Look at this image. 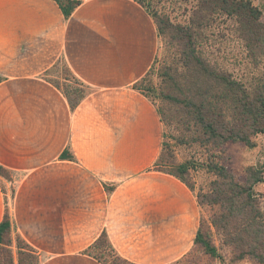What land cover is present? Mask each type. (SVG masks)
I'll use <instances>...</instances> for the list:
<instances>
[{
  "label": "crops",
  "instance_id": "crops-1",
  "mask_svg": "<svg viewBox=\"0 0 264 264\" xmlns=\"http://www.w3.org/2000/svg\"><path fill=\"white\" fill-rule=\"evenodd\" d=\"M158 48L135 0H0V226L39 264H104L103 236L130 264L195 247L196 198L157 169L164 124L135 87ZM61 62L88 90L74 106L49 79Z\"/></svg>",
  "mask_w": 264,
  "mask_h": 264
},
{
  "label": "rangeland",
  "instance_id": "rangeland-1",
  "mask_svg": "<svg viewBox=\"0 0 264 264\" xmlns=\"http://www.w3.org/2000/svg\"><path fill=\"white\" fill-rule=\"evenodd\" d=\"M135 1L151 15L159 37L154 63L137 85L163 119L164 143L156 166L164 173L180 177L191 190L198 205L197 231L217 251L213 256L197 242L181 264H261L249 256L240 259V255L261 248L258 240L263 236L254 232H264V133L252 137V146L238 141L223 143L222 139L206 134L180 101L188 98L193 105L200 106L207 91L214 103L215 122L224 124L218 132L244 123L237 102L242 87L249 93L262 87L264 92V0ZM243 1L252 3L261 14L253 26L258 37L245 33V18L236 11L237 4ZM159 27H163L164 33L159 34ZM197 57L204 59L207 69L198 64ZM49 79L72 103L88 93L65 62L55 66ZM227 80L237 83L232 90ZM218 91H223V95H215ZM256 179L262 181L255 183ZM235 183L253 186V205L262 215L257 221L261 228L255 224L245 230L247 220L237 212L241 199L227 202ZM224 216L226 227L222 222ZM91 254L106 264H130L120 261L105 240ZM38 261L32 248L13 234L11 224L0 245V264Z\"/></svg>",
  "mask_w": 264,
  "mask_h": 264
},
{
  "label": "trees",
  "instance_id": "trees-1",
  "mask_svg": "<svg viewBox=\"0 0 264 264\" xmlns=\"http://www.w3.org/2000/svg\"><path fill=\"white\" fill-rule=\"evenodd\" d=\"M139 3V2H138ZM140 4V3H139ZM61 6L63 7L64 11L66 14H69L72 8H67L64 6V3L61 2ZM239 13V16L242 18H245V21L247 23V28L245 29V33L249 34L250 37H258L256 30L253 28L255 24H257V20L260 19L261 14L258 11L257 8H255L252 3L248 2H241L240 4H237V10ZM159 34L164 33L163 27H159L158 29ZM258 41V40H257ZM250 45V44H249ZM198 64H201L203 69H207V67L204 65V59L201 57L196 58ZM226 79H223L225 82ZM228 81V85L230 87V90H232L235 86V82L233 81ZM138 85V84H137ZM135 86L138 90L142 91L138 86ZM262 88V87H261ZM259 89L256 93H249L247 89H244L242 87V93L241 97L238 98V109H239V114L241 119L244 121L243 124L237 125L235 129H226L225 132H218V129L223 127L224 124H217L215 122L214 118V103L210 101V98L212 96H207V91L205 94V97L203 96V101L200 106H195L193 105V102L186 98L184 100H181L180 102L186 107L189 108V114L194 115L196 118V121L199 122V124L202 126L203 130L205 131L206 134H210L212 138H220L222 139L223 143L226 142H243L248 146H252V137L255 136L256 134H261L264 133V92H262V89ZM223 91L216 92L215 95L220 96L223 95ZM226 94V93H225ZM229 96L228 94H226ZM69 99V98H68ZM70 101V99H69ZM179 101V100H178ZM177 101V102H178ZM71 102V101H70ZM72 103V102H71ZM76 103H72L74 106ZM194 107V109H193ZM193 109V110H192ZM204 111H205V116H204ZM160 114V113H159ZM161 116V114H160ZM162 119V116H161ZM163 121V119H162ZM0 173H4L1 168H0ZM167 174V173H166ZM171 175V174H169ZM176 177V176H174ZM179 179L181 182L183 180L180 177H176ZM261 179H256L255 183L261 182ZM252 188L253 186L246 187L245 185H240L238 183H235L231 186V192L233 193L232 196H229L230 198L227 200L228 203H233L235 198L238 200L241 199V205H239L237 212L240 214V216L245 217V220H247V224L245 226V230H248L247 227L254 226L255 224L258 225V217L261 218V213L260 210H256V208L253 205V194H252ZM232 197V198H231ZM234 206V204H232ZM227 216L223 217V223L224 226L226 227L227 221L225 220ZM226 222V224H225ZM250 222V223H249ZM260 228L262 225H258ZM11 230V222H10V217L8 212L5 215V219L2 222L0 226V245H2V240L3 236L5 233L9 232ZM245 230L243 232H245ZM258 231V230H257ZM262 231V229H261ZM255 235L260 236L261 235V240H258V243L260 245V250H248V251H243L240 255V259H243L246 256H249L250 258H253L257 260V262L264 264V232L263 235L260 233V230L257 232H254ZM239 235L236 233V236ZM105 240L111 250L113 252L114 249L109 243L108 239L103 236L100 238V240L95 244L93 248H95L100 241ZM201 242V244L205 247V249L213 256L217 254V251L215 248L211 246V244L204 239H202V234L200 231H197V237H196V243ZM92 248V249H93ZM91 249V251H92ZM90 251V254H91ZM242 251V250H241ZM116 253V252H115ZM92 255V254H91ZM94 256V255H92ZM95 257V256H94ZM97 260L100 261L99 258L95 257ZM120 261L129 263L119 257ZM39 262V261H38ZM101 262V261H100ZM104 263V262H102ZM39 264V263H38ZM106 264V263H104Z\"/></svg>",
  "mask_w": 264,
  "mask_h": 264
}]
</instances>
